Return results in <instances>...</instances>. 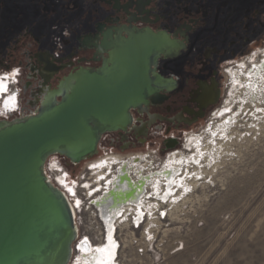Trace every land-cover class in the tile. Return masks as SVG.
<instances>
[{
    "label": "rangeland",
    "instance_id": "374dc122",
    "mask_svg": "<svg viewBox=\"0 0 264 264\" xmlns=\"http://www.w3.org/2000/svg\"><path fill=\"white\" fill-rule=\"evenodd\" d=\"M242 3L243 11L234 18L237 23L235 29L230 30L228 42H223L224 36H219L224 33L222 26L216 34L203 35L196 44V55H201L206 46L216 50L210 62L219 70L220 97L203 116L192 118L184 114L185 118L178 119L180 102L168 112L170 100L178 98L175 94L170 100L162 99L154 104L150 114L135 116L132 111L135 121L147 124L142 132L104 133L97 144L98 153L77 165L62 155L47 157L46 166L49 165L52 178L66 172L68 181L76 185V195L71 200L80 206L79 237L72 242L69 264H84L85 257L94 253L95 248L109 242L111 248L96 264H264V76L261 99L249 102L242 99L241 85L231 90L230 79L225 73L227 67H235L241 58L256 54L254 60L260 59L257 52L264 48V0H243ZM19 4L20 11L24 12L19 27L27 24L30 16L36 27L38 20L32 18L30 1L19 0ZM8 16L0 11V119L32 113L42 87L56 85L60 76L54 75L49 82L43 75L35 77L42 73L40 65L32 56L28 58V44L24 46L20 42V46L15 47L17 41L11 42V34L6 33V26L11 24ZM26 28L21 30L20 36L25 34ZM52 33L61 35L57 29L46 35L53 38ZM35 48L59 53L70 49L53 41ZM81 52L86 57L91 55L90 50ZM18 67L15 83L1 76L3 72L17 73ZM70 69H63L61 76ZM192 71L183 69L186 75H192ZM231 114L235 116L233 122L223 130L217 129ZM151 115L156 122L150 126ZM191 134L200 135L201 140L193 137L186 141ZM171 138H175L177 144L168 148L165 144ZM180 154L194 155L198 160L181 165L175 176L182 178L181 185L173 183L170 194H167L163 178H159V190L154 189V183L146 186L140 208L132 206L126 213L125 210L119 212L107 231L108 224L91 204L105 190L107 180L101 179V188L94 191L93 196L82 187L85 181L93 182L91 187L95 184L96 174L89 169V162L143 156L139 165L141 173L147 175L159 172L169 157ZM52 161L58 162L62 169H50ZM117 167L113 166L110 172L102 168L106 173L104 178H111ZM137 172L135 166L131 167V177L135 180ZM164 195L166 198H162ZM139 213L140 220L136 221Z\"/></svg>",
    "mask_w": 264,
    "mask_h": 264
},
{
    "label": "flooded vegetation",
    "instance_id": "af4514ba",
    "mask_svg": "<svg viewBox=\"0 0 264 264\" xmlns=\"http://www.w3.org/2000/svg\"><path fill=\"white\" fill-rule=\"evenodd\" d=\"M29 1L32 5V18L36 17L38 20V23H35L37 24V28L33 26L34 22L31 23V16L29 17V22L27 24H23L24 26L22 28L19 27L20 16L24 14L23 11H20L19 0H0V11L3 13L6 12L9 15L8 18L11 20V24L10 26H6V33L11 34L13 39L11 40L10 38L9 40H11L12 43L17 41L15 47L20 46V42L23 43L24 46L28 44L29 51H27V56L29 59H31L32 56L37 62L36 64L40 65L39 69L42 71L43 76L47 78L54 74H59L60 76L56 82L57 84L62 79L58 86L57 84L54 86L50 84L42 87L40 92L41 104L49 95L57 92L59 87L64 85L70 77L78 73H73L72 71L67 78L68 72L73 70L74 67L81 66L79 72H95V67L100 66L102 62L103 68L115 66L116 60L119 59L118 57L112 59L111 50H114L115 46L113 47L111 44L118 43V38L120 37L123 38V36H129L130 38L131 35L136 36L146 34L147 32H145V30L150 29L155 33L166 31L170 37L174 39H166L165 41V37L158 38L160 41L156 43V48L153 49L154 55L149 59L150 65H148V67L151 66L154 73L159 74L168 80H158L157 77L154 76L152 70L148 68V75H150L151 84L148 85V89H145L144 101H141L137 106L132 107L129 111L131 119L122 130H109L106 131V133L115 131L124 133L130 131H135L136 133L142 132L147 124L140 122V120L135 121L133 115L135 114V116H138L140 113L150 114L149 112L154 104L162 99H164V101L170 100L172 95L175 94L178 98L170 100L172 104L169 105V108L167 109L168 112L172 109L173 105H178L180 102V105H178L179 113H177L178 119L185 118L184 114H186L187 117L192 118L203 116L220 97L219 92V97L216 102L213 104L211 103L214 101L215 96L213 93L214 83L215 87L219 88V70L217 66L210 62V57L212 59L215 58L212 53H215L216 50L212 49L211 46H206L201 55H196L194 53L196 50V44L203 35L216 34L222 26L224 33L221 35L219 34V36H224L221 40L225 43L228 42L230 30L233 31L235 29V24L237 23L234 18L243 11V0H180L177 8H175L178 14L171 15L169 18L163 15V12L160 10V2H157L156 0ZM59 26L62 28L60 29ZM25 27H27L25 34L20 36L21 30ZM30 27H32V30ZM55 29H57L61 35L55 36L54 33H52L53 38H51V35H46V32H51ZM147 38H143L138 45L136 44L134 46H142V44L146 43ZM52 41L70 48L69 50H65V52H57L61 57L57 59V62H63L65 60L70 62L69 68L71 69L62 76L61 70H58L60 67L59 63L50 59L52 51L50 49L35 48L36 45H48ZM214 42L215 41L211 40V43ZM107 43L109 47H112L109 49L103 47L107 45ZM87 50L91 51L89 57H86L81 52ZM220 51L221 50H219V52ZM257 53L261 56L260 59L254 60V57L257 55L252 54L251 56L236 61L235 67L229 66L225 70L227 77L230 79L231 90H236L237 84L241 85V90L244 93L242 99L248 98L247 100H250L249 102L253 100L250 99L249 95L245 94V80L248 79L249 72L254 73L255 67L263 63L264 48ZM159 54L161 55L159 56ZM155 56L159 57L154 63L153 59ZM107 57H109V62H112L113 60L114 63H109ZM247 62L249 65H247ZM189 63L193 64L189 65ZM92 64L94 66H92ZM85 66H90V68H86ZM187 68L189 71L193 70L192 75H186L183 73V69ZM17 74L18 73L14 72H3L1 76L5 77L8 81L10 80V83L12 84L17 81ZM37 76L42 75L38 74ZM9 88H7V90H9ZM56 99L60 100V97L56 96ZM255 100L259 99L257 98ZM41 104L38 106L37 112L40 109ZM37 112L33 114H21L16 117L34 115ZM224 116L227 118V115ZM154 118L155 116L151 115L150 126L152 122H156ZM228 119H232L231 122H233L235 119L234 115H228ZM193 137L201 140L200 135L191 134V136L187 137L186 141ZM174 142L175 141H170L169 147H172V145L175 144ZM141 158H143V156H141ZM141 158L140 156H137L127 161L126 159L113 157L101 158L89 162V169H92L96 176L94 178L95 184L92 187L91 185L93 182L85 181L82 184V187L86 188L87 194L93 196L95 193L94 191L101 188V179L103 178L104 181L107 180L105 190L102 191L99 196L95 197L91 203L98 209L102 219H111L112 222L119 212L125 210L126 213L132 208V206H136L132 201H138L142 204L141 201L144 197L142 196L144 194V189L150 184L144 185L139 181L141 176H147L141 173V166L139 165ZM127 162H129L130 165ZM115 165H120L121 167H117L116 173L114 172L111 175V178H104L106 173L102 168H105V170L110 172ZM128 165L130 167H128ZM125 166L128 168H124ZM133 166L137 167H135L139 174L137 180L131 177L130 169ZM112 185L115 187H112ZM129 202L133 204L130 206ZM72 206L75 212L77 205L75 206L74 203H72ZM102 214H105L104 217H102ZM139 214L141 215V213ZM139 214V218L137 217L138 219L136 218V221L140 220ZM105 222L107 223V221ZM111 222L108 224L109 226H107V231L111 229ZM81 245L89 248L85 243H82Z\"/></svg>",
    "mask_w": 264,
    "mask_h": 264
},
{
    "label": "water",
    "instance_id": "95a60500",
    "mask_svg": "<svg viewBox=\"0 0 264 264\" xmlns=\"http://www.w3.org/2000/svg\"><path fill=\"white\" fill-rule=\"evenodd\" d=\"M145 32L147 33L131 35L130 38L123 36L118 38V43H110L115 46L111 50L112 59L118 57L122 63L103 68L102 62L95 67V72L84 75V79L74 87L64 102L60 94V100L43 114L33 115L24 122L0 129V264H12L17 259L24 260L31 256L38 258L41 252L37 247L40 243L45 250L43 256L47 255L48 258L39 259L36 264L68 263L76 236L72 229L71 214L61 192L47 183L41 172V165L52 152L70 149L84 139L88 142L87 146L76 154L80 160L82 155L96 149L98 131L104 133L122 130L118 120L126 118L130 121L129 111L137 106V102L144 101L145 89L151 84L148 75V68L151 69V66L148 67V61L154 55L153 49L160 41L158 38L174 40L166 31L155 33L146 29ZM143 38H147L145 44L134 46ZM103 47L110 48L108 43ZM159 56L154 57V63ZM107 59L109 62V57ZM80 69L81 66L70 70L67 78L72 71L76 73ZM153 74L158 80H168L159 74ZM61 81L62 79L57 86ZM219 92L214 83L215 96L212 104L218 99ZM93 118L104 122L103 126L97 125L100 127L98 131L90 124ZM64 154L70 157L67 153ZM21 195L28 198L29 206L34 211L29 223L30 236L26 238H21L25 229L22 219L16 217L14 221L17 224L13 220L11 222L2 204V200L9 198L16 201L18 209ZM49 212H59L60 217L65 218V234L54 235V228H49L45 221ZM9 215L12 217L15 214L13 212ZM21 239L24 241L21 242ZM29 262L30 260L17 264H31Z\"/></svg>",
    "mask_w": 264,
    "mask_h": 264
},
{
    "label": "bare ground",
    "instance_id": "6f19581e",
    "mask_svg": "<svg viewBox=\"0 0 264 264\" xmlns=\"http://www.w3.org/2000/svg\"><path fill=\"white\" fill-rule=\"evenodd\" d=\"M262 62V61H261ZM122 63L121 60H116V63H115V66L117 64H120ZM148 65H150V61H148ZM254 67V66H253ZM89 72L88 71H80L78 73H76L75 75H73L72 77H70L66 83H64V85H61L59 87V90L57 92H55L54 94H51L49 95L41 104V107L40 109L38 110V112L34 115H37V114H43L46 110H49V108L53 107L59 100L56 99V96H60L61 94V99H62V102H64L66 100V98L69 96V94H71L74 90V87H77L78 83L84 79V75L85 74H88ZM105 73V72H104ZM107 73V72H106ZM253 73V72H252ZM251 72L248 73V79H246V84H245V89H246V93L247 95L250 96V99L251 100H255V99H261L259 97V95L263 94V90H262V78L264 76V61L262 64L258 65L255 67V71L254 73L252 74ZM238 81V80H237ZM245 92V91H244ZM248 96V97H249ZM244 97V96H243ZM246 97V96H245ZM245 99V98H244ZM248 99V98H247ZM250 101V100H249ZM141 101L137 102L136 104L138 105ZM135 105V104H134ZM130 114V113H129ZM31 116L33 115H25V116H21V117H15V118H12V119H0V129L1 128H5L7 126H12L13 124H18V123H21V122H24L25 120L29 119ZM231 117V116H230ZM233 117V116H232ZM235 117V116H234ZM92 117H90L91 119ZM131 119V118H130ZM118 120V119H117ZM232 119H227V121H225L223 124H220V127L217 128V129H220V130H223V128L227 125H230L232 122H231ZM122 122V124H121ZM103 121L100 120L99 118L97 119H92L90 120V124L94 126V129L96 131L99 130L100 127H97V125L99 124V126H103ZM128 123V120L125 118V119H119L118 120V124L120 125V127H124L126 124ZM218 124V125H219ZM228 127V126H227ZM226 127V128H227ZM225 128V129H226ZM216 129V128H214ZM224 129V130H225ZM219 131V130H218ZM216 131L213 132V134L215 133ZM102 132L101 131H98L97 132V136L99 137L100 134ZM212 134V133H210ZM224 134V133H223ZM214 136V135H213ZM210 137V136H209ZM212 138V137H211ZM214 139V138H213ZM76 143L78 141H75ZM211 143V141H208ZM213 142V141H212ZM79 143V144H78ZM75 146L73 147H70V149H67V150H56L54 152H52L51 154L49 155H54V154H59V155H62L64 156L65 158H67L68 160H70L71 163H74V164H78L79 162L81 161H84L90 157H93L95 154H96V151H97V146H96V149L95 150H91L89 152V154H84L82 155L83 157H81L80 160H78L76 154L78 151L82 150V149H85V147L87 146V141H85L84 139H82V141H79ZM215 144V143H214ZM217 145V144H216ZM214 146V145H213ZM198 147H196L197 149ZM213 148V147H212ZM64 153H67L69 156L65 155ZM199 153H196L197 155V158L199 159ZM201 154V152H200ZM203 154V153H202ZM48 155V156H49ZM47 156V157H48ZM203 156V155H202ZM47 157L44 159L42 165H41V172L42 174L44 175L47 183L50 185V186H54L53 185V180L51 178L50 175H47L49 174V165L48 167L46 166V160H47ZM210 158V157H209ZM131 160V159H130ZM128 161V160H127ZM192 162V163H197L198 160L195 158V156H189V157H185L184 155L180 154L179 156H174L172 155L171 157H169L167 159V161L165 162V164H163L164 166L160 169L159 172H155L153 174H147V176H141L139 179V181L141 183H143L144 185L145 184H152L154 183V189H158L159 190V184H160V180L159 178H163L164 181H165V187H166V191H167V194L169 193V189L171 188V185L173 183H177L178 185H181L182 183V178L181 179H177L175 178L176 174L180 171L181 169V165L184 164V163H189ZM126 163V162H124ZM124 163H123V166H124ZM129 165L130 163L127 162ZM132 163V162H131ZM135 163V162H134ZM138 164V163H137ZM200 164V163H199ZM198 164V165H199ZM128 165V167H130ZM134 165V164H133ZM120 166V165H119ZM118 166V167H119ZM137 166V165H136ZM135 166V167H136ZM121 167V166H120ZM128 167H124V168H128ZM137 168V167H136ZM50 169H52L53 171H57L58 169H62L60 167V165L58 164V162L56 161H52V165L50 166ZM131 170V169H130ZM138 173V172H137ZM67 174L66 172L64 174H56V177L54 179V181L57 182V184H59L60 186L64 187L65 190H67V192H69L71 195H73V193L75 192V185H72L69 181H68V177H66ZM139 177V176H138ZM118 178V177H117ZM116 179V178H115ZM119 179V178H118ZM118 182V181H117ZM121 182V180H120ZM119 182V183H120ZM114 183H115V180H114ZM116 185V184H115ZM119 185V184H118ZM182 186H185L184 183ZM180 186V187H182ZM187 186V185H186ZM55 187V186H54ZM112 187H115L112 185ZM125 188V187H124ZM141 190V189H140ZM67 192L65 193H61V196L64 198L67 206H68V209L70 211V214H71V219L73 217V213L74 212V209H73V206H72V201H70V198L67 196ZM156 194V193H155ZM170 194V193H169ZM21 199L19 201V206H18V209L16 207V201L15 200H10L9 198H7V200H2V204H3V208L5 209L6 213L8 214V216L11 218V222L12 220L14 221V219L16 217H19L22 219V221L24 222L25 224V229L23 231V233L21 234V238L23 237H29V223H30V219H32V215L34 216V211L33 209L29 206V200L27 197H24L23 198V195H21ZM26 196V195H25ZM137 196V195H136ZM104 197V196H103ZM138 197V196H137ZM157 197H160L159 195ZM100 198V197H99ZM102 198V197H101ZM106 198V197H105ZM162 198H166V195L162 196ZM133 199V198H132ZM97 201V200H96ZM100 201V200H99ZM128 201V200H127ZM69 202V203H68ZM102 202V201H101ZM131 202V201H130ZM130 206L131 204H135L137 206V208H140V202L136 201H132L133 203H130ZM143 203V201H141ZM145 202V201H144ZM99 203V202H98ZM111 203V201H110ZM113 203V202H112ZM116 204V203H114ZM120 204V203H119ZM100 205V204H99ZM98 205V206H99ZM124 205V204H123ZM110 206V205H109ZM122 206V205H121ZM100 207V206H99ZM98 207V208H99ZM118 207V206H117ZM102 209V208H101ZM107 209V208H106ZM114 209H115V205H114ZM130 209V207H129ZM118 211V210H116ZM15 215H13L12 217L9 215V213H13ZM65 212V210H64ZM64 212L62 211L63 215H64ZM101 212V210H100ZM140 212V211H139ZM102 213V212H101ZM108 214V213H107ZM103 215V214H102ZM105 215V214H104ZM104 215L102 217H104ZM140 215V214H139ZM62 216V215H61ZM107 216V215H106ZM105 216V217H106ZM114 216V215H113ZM62 218V219H61ZM139 218V217H138ZM137 218V219H138ZM104 221H107V224H109L111 222V219H103ZM48 225H49V228H54V235L55 236H60V235H63L65 234V232L67 231V221L65 220V218L63 219V216L60 217V214L59 212H49L47 214V219L45 220ZM73 222V220H72ZM15 224H17L15 221H14ZM27 226V227H26ZM109 226V225H107ZM73 231L76 232L78 230V227H77V224H76V221L72 227ZM21 242L24 241V239H21L20 240ZM43 244H39L38 245V250L40 253V256L37 257H25L24 260H21V259H17L16 261H14L12 264H17V263H21V262H25V261H29V263L31 264H36L37 261H39V259H45L47 257L46 256H43L44 254V251L43 250ZM42 247V249L40 250V248ZM113 247V246H112ZM111 248V243L109 242L108 245L106 246H99L98 248H95V252L86 256L85 257V263L84 264H96L97 262L100 261L101 259V256L104 254V252L108 251V249ZM72 253H73V247L71 249V255H70V259L72 257ZM55 255V254H54ZM48 258V257H47ZM50 258V256H49ZM52 258V257H51ZM70 259H69V262H70ZM69 262L67 264H69ZM106 263V262H105Z\"/></svg>",
    "mask_w": 264,
    "mask_h": 264
},
{
    "label": "built area",
    "instance_id": "2783aa9c",
    "mask_svg": "<svg viewBox=\"0 0 264 264\" xmlns=\"http://www.w3.org/2000/svg\"><path fill=\"white\" fill-rule=\"evenodd\" d=\"M157 2H160V10L163 12V15L164 16H166V17H170L171 15H175V14H178V12H177V10H175V8H177V6H178V3H179V1L180 0H156ZM179 9V8H178ZM59 58H61L58 54H57V52H52L51 53V58L50 59H53V60H55L56 62H57V59H59ZM42 62V61H41ZM57 63H59V65L60 66H62L63 68L61 69V71L63 70V69H65L66 67H69L70 66V64L68 63V64H65V63H63V62H57ZM19 69H20V67H18L17 68V73L19 74ZM57 71V70H56ZM41 73V72H40ZM40 75H43L42 73L40 74ZM54 75H56V74H54ZM54 75L53 76H50V77H48L47 78V82H49L50 81V79L52 78V77H54ZM35 77H37V74H35ZM41 104V101H40V97H39V99H38V101H37V103H36V108L34 109V111L31 113V114H33V113H35V112H37V109H38V106ZM170 141H176L175 140V138H171V139H169L168 141H167V143L165 144V146H167L168 148H169V142ZM172 147H175L174 145H172ZM171 147V148H172ZM74 164V163H73ZM47 175H50V174H47ZM51 176V175H50ZM67 177V176H66ZM52 178V177H51ZM54 179H55V177L54 178H52V180H53V185L54 186H56L57 188H59L61 191H62V193H66L67 192V190H65V188L64 187H62V186H60L59 184H57V182L56 181H54ZM75 187H76V185H75ZM76 195V188H75V192L73 193V195H71L69 192H67V196L70 198V201H72L71 200V197H74ZM73 202V201H72ZM69 203V202H68ZM74 203V205L76 206V204H75V202H73ZM81 205V204H80ZM76 218H75V220H74V222L76 221L77 222V226H78V217H79V214H80V206H76ZM79 227V226H78Z\"/></svg>",
    "mask_w": 264,
    "mask_h": 264
},
{
    "label": "snow or ice",
    "instance_id": "6c2138e0",
    "mask_svg": "<svg viewBox=\"0 0 264 264\" xmlns=\"http://www.w3.org/2000/svg\"><path fill=\"white\" fill-rule=\"evenodd\" d=\"M0 86H2V85H0Z\"/></svg>",
    "mask_w": 264,
    "mask_h": 264
}]
</instances>
